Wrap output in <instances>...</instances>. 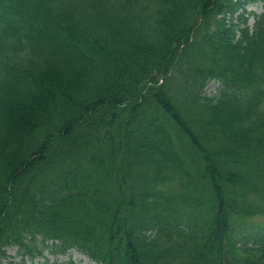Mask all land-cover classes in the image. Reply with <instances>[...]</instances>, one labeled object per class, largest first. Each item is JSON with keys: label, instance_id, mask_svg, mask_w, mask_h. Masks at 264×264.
Here are the masks:
<instances>
[{"label": "trees", "instance_id": "trees-1", "mask_svg": "<svg viewBox=\"0 0 264 264\" xmlns=\"http://www.w3.org/2000/svg\"><path fill=\"white\" fill-rule=\"evenodd\" d=\"M256 2L0 0V261L264 264Z\"/></svg>", "mask_w": 264, "mask_h": 264}, {"label": "rangeland", "instance_id": "rangeland-1", "mask_svg": "<svg viewBox=\"0 0 264 264\" xmlns=\"http://www.w3.org/2000/svg\"><path fill=\"white\" fill-rule=\"evenodd\" d=\"M249 9H255L260 12L264 10V6L261 2L249 6ZM254 21L253 17L250 18V24ZM218 82L212 80L210 81L206 88L205 93L209 96H213L218 93ZM259 219V218H257ZM261 220V219H260ZM263 224L262 221H256ZM0 264H99L93 261L91 258L87 257L86 254L78 250L77 248H71L65 254H50L46 252V257L22 258L18 253V247L16 245L10 246L8 248V257L2 258Z\"/></svg>", "mask_w": 264, "mask_h": 264}]
</instances>
